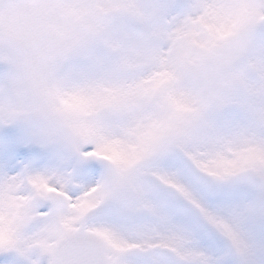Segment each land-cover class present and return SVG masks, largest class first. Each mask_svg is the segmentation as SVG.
Instances as JSON below:
<instances>
[{"label":"rangeland","instance_id":"374dc122","mask_svg":"<svg viewBox=\"0 0 264 264\" xmlns=\"http://www.w3.org/2000/svg\"><path fill=\"white\" fill-rule=\"evenodd\" d=\"M102 201L105 264H264V0L0 7V264Z\"/></svg>","mask_w":264,"mask_h":264},{"label":"water","instance_id":"95a60500","mask_svg":"<svg viewBox=\"0 0 264 264\" xmlns=\"http://www.w3.org/2000/svg\"><path fill=\"white\" fill-rule=\"evenodd\" d=\"M10 0H0V6ZM64 196L57 191H50L47 195L46 205L49 208L60 209ZM90 211L82 219L77 235L68 237L57 245L54 254V264H104L99 244L81 234L86 219L93 214ZM1 257V252H0Z\"/></svg>","mask_w":264,"mask_h":264},{"label":"flooded vegetation","instance_id":"af4514ba","mask_svg":"<svg viewBox=\"0 0 264 264\" xmlns=\"http://www.w3.org/2000/svg\"><path fill=\"white\" fill-rule=\"evenodd\" d=\"M233 51H235V49H233ZM233 54H235V52Z\"/></svg>","mask_w":264,"mask_h":264},{"label":"bare ground","instance_id":"6f19581e","mask_svg":"<svg viewBox=\"0 0 264 264\" xmlns=\"http://www.w3.org/2000/svg\"><path fill=\"white\" fill-rule=\"evenodd\" d=\"M93 25V24H92Z\"/></svg>","mask_w":264,"mask_h":264}]
</instances>
